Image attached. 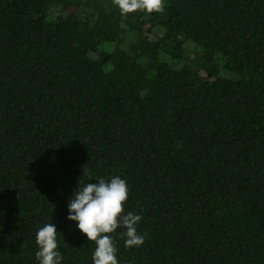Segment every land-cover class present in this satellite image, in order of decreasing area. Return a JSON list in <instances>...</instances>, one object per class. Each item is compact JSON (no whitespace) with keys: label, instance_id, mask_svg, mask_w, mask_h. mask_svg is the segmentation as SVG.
Instances as JSON below:
<instances>
[{"label":"trees","instance_id":"1","mask_svg":"<svg viewBox=\"0 0 264 264\" xmlns=\"http://www.w3.org/2000/svg\"><path fill=\"white\" fill-rule=\"evenodd\" d=\"M163 5L0 0V264L46 223L93 264L68 201L113 176L145 237L118 264H264V0Z\"/></svg>","mask_w":264,"mask_h":264},{"label":"clouds","instance_id":"2","mask_svg":"<svg viewBox=\"0 0 264 264\" xmlns=\"http://www.w3.org/2000/svg\"><path fill=\"white\" fill-rule=\"evenodd\" d=\"M121 14L137 10L149 13L163 11V0H114ZM128 199V187L124 179L113 176L109 180L99 178L96 183L78 182V189L69 198L67 219L77 222L81 233L96 245L92 254L93 264H118L117 248L110 235L118 228L126 229L125 247L140 246L145 237L137 232L141 216L124 213ZM38 251L35 253L39 264H60L63 259L58 251L57 229L53 223H46L36 233Z\"/></svg>","mask_w":264,"mask_h":264},{"label":"rangeland","instance_id":"3","mask_svg":"<svg viewBox=\"0 0 264 264\" xmlns=\"http://www.w3.org/2000/svg\"><path fill=\"white\" fill-rule=\"evenodd\" d=\"M214 57H215L216 62H218L219 64L223 63V60L221 59V55L217 54ZM176 63H178V62H176ZM184 64H186V61L183 60L182 62L178 63L177 66L180 67ZM188 66H189V64H188ZM149 72L153 75V71L150 70ZM221 74L227 75V76L230 75L229 72L225 71L224 69H221Z\"/></svg>","mask_w":264,"mask_h":264}]
</instances>
